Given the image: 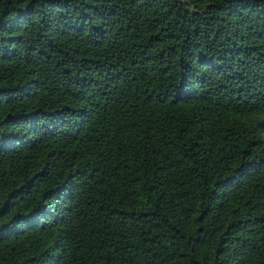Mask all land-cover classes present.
<instances>
[{
	"label": "trees",
	"instance_id": "1",
	"mask_svg": "<svg viewBox=\"0 0 264 264\" xmlns=\"http://www.w3.org/2000/svg\"><path fill=\"white\" fill-rule=\"evenodd\" d=\"M0 264H264V0H0Z\"/></svg>",
	"mask_w": 264,
	"mask_h": 264
}]
</instances>
